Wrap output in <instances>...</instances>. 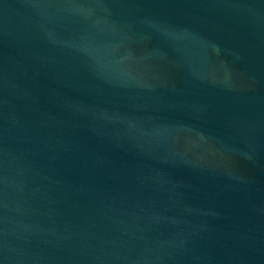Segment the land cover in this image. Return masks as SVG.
<instances>
[{
  "label": "water",
  "instance_id": "95a60500",
  "mask_svg": "<svg viewBox=\"0 0 264 264\" xmlns=\"http://www.w3.org/2000/svg\"><path fill=\"white\" fill-rule=\"evenodd\" d=\"M0 264H264V0H0Z\"/></svg>",
  "mask_w": 264,
  "mask_h": 264
}]
</instances>
